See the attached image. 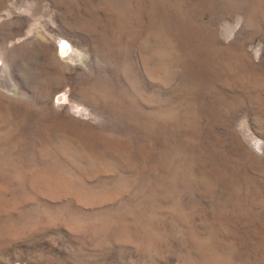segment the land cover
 Wrapping results in <instances>:
<instances>
[{
  "label": "rangeland",
  "instance_id": "374dc122",
  "mask_svg": "<svg viewBox=\"0 0 264 264\" xmlns=\"http://www.w3.org/2000/svg\"><path fill=\"white\" fill-rule=\"evenodd\" d=\"M0 264H264V0H0Z\"/></svg>",
  "mask_w": 264,
  "mask_h": 264
},
{
  "label": "bare ground",
  "instance_id": "6f19581e",
  "mask_svg": "<svg viewBox=\"0 0 264 264\" xmlns=\"http://www.w3.org/2000/svg\"><path fill=\"white\" fill-rule=\"evenodd\" d=\"M76 109H77V107H76ZM79 109V108H78Z\"/></svg>",
  "mask_w": 264,
  "mask_h": 264
}]
</instances>
